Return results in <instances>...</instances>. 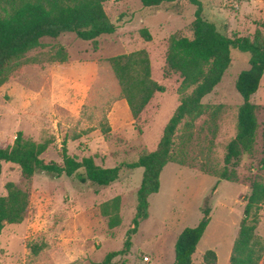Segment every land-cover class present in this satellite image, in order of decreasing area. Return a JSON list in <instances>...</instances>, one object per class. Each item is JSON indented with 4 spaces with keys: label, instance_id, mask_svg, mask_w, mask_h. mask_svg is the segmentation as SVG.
Returning a JSON list of instances; mask_svg holds the SVG:
<instances>
[{
    "label": "rangeland",
    "instance_id": "374dc122",
    "mask_svg": "<svg viewBox=\"0 0 264 264\" xmlns=\"http://www.w3.org/2000/svg\"><path fill=\"white\" fill-rule=\"evenodd\" d=\"M200 2L203 18L224 34L251 37L260 31L264 37V0ZM103 8L116 27L114 34L98 38L96 46L72 33L44 39L41 47L27 54L39 59L41 66H25L18 77L0 87V148L11 145L16 133L21 132L25 140L48 145L41 156L45 160L61 162L64 147L78 161L91 157L104 168L155 149L179 100L180 78L166 73V41L175 33L191 36L196 8L186 6L177 15L167 6L145 8L139 0H104ZM142 29L148 31L150 41L140 36ZM59 48L66 52L67 62L46 63L47 56ZM140 50L148 53L151 78L165 88L147 106L149 124L142 133L134 128L108 63L111 57ZM248 67L247 55L233 51L232 63L221 82L202 100L205 105L225 108L213 140L212 159L220 166L242 103L235 81ZM250 102L258 106V129L253 153L244 155L237 169L238 182L221 181L198 169L201 158L197 147L205 146V137L211 138L205 131L199 132L200 139L194 138L190 154L197 161L192 166L167 164L163 168L159 191L148 200V218L140 224L129 251L116 256L111 264H173L178 236L199 224L205 202L210 205V220L191 264H204L207 251L215 253V264H229L250 182L264 184V169L260 167L264 157V75ZM206 122L207 116L200 118L196 129H204ZM141 177L139 168L100 189L64 175L35 174L30 180L29 206L23 221L5 225L0 234V264H100L108 253L123 248ZM8 182L22 189L27 186L18 167L2 164L0 197L6 195ZM117 196L121 199V224L109 230L100 206ZM255 235L264 244V204ZM259 264H264V253Z\"/></svg>",
    "mask_w": 264,
    "mask_h": 264
},
{
    "label": "trees",
    "instance_id": "16d2710c",
    "mask_svg": "<svg viewBox=\"0 0 264 264\" xmlns=\"http://www.w3.org/2000/svg\"><path fill=\"white\" fill-rule=\"evenodd\" d=\"M145 8L167 6L168 10L180 15L186 6H194V20L191 23V36L181 33L171 35L166 41V73L178 74L180 84L177 88L178 105L163 127L160 139L154 150L143 152L137 159L124 161L112 168L95 164L93 158L78 161L69 156L63 147L61 162L45 160L41 156L47 149L46 143L25 140L17 132L11 145L0 148L1 165L18 167L27 186L19 188L12 182L5 185L6 195L0 197V234L5 225L19 224L23 221L29 206V184L38 173H45L74 179L79 184H90L103 189L111 186L124 174L142 169L141 182L135 192V209L130 226L126 231L123 248L108 253L100 264H111L118 255L125 254L132 246V238L137 234L140 224L148 218L149 197L160 188V174L167 164L192 166L197 158L191 159L194 138L200 139L199 132L211 135L200 150L198 169L205 175L221 181L238 182L237 169L244 155H251L256 142L258 106L250 102L259 89L264 75V37L256 31L251 37L236 34L228 36L202 16L200 0H139ZM104 0H0V87L20 75L27 65L41 66L36 57L27 54L41 47L44 39H58L66 33L74 34L79 40L92 42L112 35L116 27L110 23L104 8ZM145 41L151 36L146 29L140 31ZM96 49V47H94ZM246 54L249 67L241 71L235 81V90L242 99L237 108L235 133L225 146L220 166L213 156V140L218 130L224 106H209L202 100L221 82L232 63V52ZM66 52L59 48L48 55L46 63H65ZM120 96L126 102L134 128L142 133L149 120L145 110L155 94H162L165 88L151 78L148 53L145 50L118 55L108 59ZM207 116L205 128L196 129L195 123ZM264 137V130H263ZM199 145H201L199 143ZM264 169V157L260 161ZM250 193L246 197L243 217L237 236L233 242L229 264H259L264 253V244L255 235L258 213L264 204V184L251 181ZM121 199L119 196L103 203L100 214L107 221V228L113 230L120 226ZM210 205L205 202L201 208L203 218L196 227L184 229L178 236L174 247L173 264H191V257L208 223ZM204 264H215L214 252L207 251Z\"/></svg>",
    "mask_w": 264,
    "mask_h": 264
},
{
    "label": "built area",
    "instance_id": "2783aa9c",
    "mask_svg": "<svg viewBox=\"0 0 264 264\" xmlns=\"http://www.w3.org/2000/svg\"><path fill=\"white\" fill-rule=\"evenodd\" d=\"M144 259H145V261H147V258L146 257H144Z\"/></svg>",
    "mask_w": 264,
    "mask_h": 264
}]
</instances>
